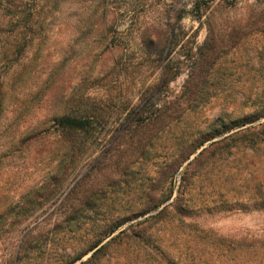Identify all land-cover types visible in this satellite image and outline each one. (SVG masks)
<instances>
[{
    "label": "rangeland",
    "instance_id": "1",
    "mask_svg": "<svg viewBox=\"0 0 264 264\" xmlns=\"http://www.w3.org/2000/svg\"><path fill=\"white\" fill-rule=\"evenodd\" d=\"M26 6L36 7V25L20 29L26 43L18 62L0 65L6 73L0 117V264H19L25 252L80 264L92 253L75 260L91 223L84 221L77 230L69 221L73 208L100 205L99 218L142 208L141 190L152 185L162 195L170 188L168 182L157 186L152 180L169 147L194 140L227 115L249 113V104L264 97V0H27ZM18 31L11 28L9 36ZM235 33L243 37L230 48ZM213 44L221 47L210 77L213 96L164 128L126 184L102 190L104 198L100 191L98 201H86L137 138L138 119H154V109L170 114L191 60L208 55ZM136 104L142 113L129 123L126 114ZM91 108L114 114L97 127V140L81 135L62 142L43 131L54 116ZM262 122L264 117L222 137ZM240 137L223 143L229 152L216 154L198 170L191 192L195 201L202 192L217 206L181 226L174 222V229L170 222L151 229L153 238L172 245L181 260L192 257L194 264H205L196 258L212 253L207 264H264V141L252 144ZM81 142L80 155L64 154ZM182 171L174 175L172 199L181 195ZM100 260L96 264H140L109 253Z\"/></svg>",
    "mask_w": 264,
    "mask_h": 264
},
{
    "label": "trees",
    "instance_id": "2",
    "mask_svg": "<svg viewBox=\"0 0 264 264\" xmlns=\"http://www.w3.org/2000/svg\"><path fill=\"white\" fill-rule=\"evenodd\" d=\"M26 1L27 0H0V65L18 62L23 54L26 43L25 38L21 35L20 29H22L23 24H26L29 28H34L36 25L38 17L36 7L27 8ZM11 28L19 29L13 38L9 36V30ZM242 37L243 36L239 33H235L234 38L228 41V47L233 48ZM207 53L208 55L205 57L201 56L199 59L191 60L189 77L184 81L183 92L170 114L166 115L165 112L159 113V109H154V112H157L154 119L149 120L151 117H149L147 121L138 119V122L140 121V128H138L140 131L137 132V138L134 139V136L132 137L128 151L122 153V157L115 164L112 175L108 176L107 179H103V181L100 182V190L96 194H93L96 191L90 192V194L87 195L86 201H98L99 197L97 194L100 191L104 198L105 193L102 190L107 187L126 184L128 180L124 179L130 175L135 164L143 162L148 158V153L153 147V142L158 139L164 128L179 119L183 113L191 108L205 104L206 101L213 96L212 91H214L215 86L213 81L210 80V77L213 74L215 63L220 56L221 47L213 44ZM190 59L191 57H189V60ZM5 83L6 73L0 72V117L4 108L3 86ZM249 107L252 109L249 113L236 118H230V115H227V120L218 119L214 125L212 124L209 130L201 132L194 140L187 142L179 140V142L175 143L171 148L169 147L167 150L170 149V151L166 153L163 165L157 167L154 165V167H156V176L152 180H157L154 181L157 186L160 185L161 181L168 182L170 188L166 194L163 193L162 195L158 194V190L154 191L156 187L153 188L152 185H150L151 188L147 191L141 190V198L145 199L142 208L137 210H126L121 214L115 211L117 214L102 218L96 217L99 215L101 209L100 205L95 204L96 206L90 207L88 204L82 203L84 205L82 208H73L71 210L72 218L69 221L70 223H74L77 230L83 228L84 221H89L91 223L89 231H84L82 233L85 240L81 242L77 241L78 247L82 248L76 252L77 255L75 260H79L87 253L92 252L91 255L80 264L99 263L105 253L118 254L126 259L133 258L136 262L139 261L140 264H143L144 261L150 264H184V262L187 264H194L195 258L189 257L188 262H186L187 258H182L181 260L180 256H177V253L174 252L172 245L163 244L162 241L155 240L151 234V229L160 222H170L173 226L171 229H174L176 228L173 225L174 222H178L181 226L185 219L192 215L202 214L217 206L214 200L204 198V193L202 192L200 196L201 200L198 201L196 199L195 201L191 193L194 184H196L195 179L200 176V171L198 170L204 169V167L214 159L216 154L225 153L224 151H227V153L229 152L230 148L227 150L224 148L227 145L222 144L233 140L235 136L241 135L240 139L247 142L249 141L252 144H259L261 141H264V122L256 127L250 126L244 130H239L233 134L222 137L223 134L233 129L240 128L245 124L252 123L264 117V97L254 99L251 104H249ZM112 112H107V114L101 109L91 108L83 114H63L54 116L50 121V128H45L43 131H47L49 135L54 136L62 142L74 141L76 137L81 135H88V137L97 140L99 139L98 134L100 133L97 127H104L108 119L114 115ZM141 113V109H138V104H136L126 114V119L129 120H127L129 123H133V118L135 116L139 117ZM122 126L123 124H121L119 128H122ZM260 136H263V138L260 139ZM217 137L222 138L215 140ZM207 142V146L203 147ZM79 144V147L67 150L64 154L70 153L71 157H77L78 153L79 155L82 153L80 151H82L81 149L84 143L81 142ZM193 154H195L193 159L183 166ZM180 168L183 169L180 177L182 181L181 195L172 199L174 193V175ZM254 195L258 196V192H255ZM96 196L98 198H96ZM260 198L264 200V194H262ZM171 199V202L158 210L165 201H170ZM107 212L111 213L110 210ZM143 216L145 217L136 224L130 223L134 219ZM127 222L130 223L128 226L121 229L116 235H113L115 231ZM2 227L3 225L0 223V231L3 229ZM25 244L26 241L25 243L23 241L19 249V254L24 250ZM202 245H206V243H202ZM29 246L26 248L30 249ZM44 250H46V248H44ZM27 255L28 252H25L23 255L21 254L18 263L71 264V261L67 263L62 259L51 260V258H49L50 261H46L42 257H29ZM211 256L212 253H209L204 255L205 258H196V261L207 264L206 260L209 261ZM190 258H192L191 261ZM126 264L131 263L127 260Z\"/></svg>",
    "mask_w": 264,
    "mask_h": 264
}]
</instances>
